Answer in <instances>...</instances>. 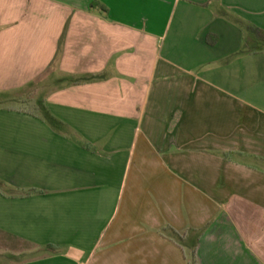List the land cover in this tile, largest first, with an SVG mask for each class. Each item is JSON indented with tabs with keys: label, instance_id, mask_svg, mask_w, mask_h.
Returning <instances> with one entry per match:
<instances>
[{
	"label": "crops",
	"instance_id": "1",
	"mask_svg": "<svg viewBox=\"0 0 264 264\" xmlns=\"http://www.w3.org/2000/svg\"><path fill=\"white\" fill-rule=\"evenodd\" d=\"M262 35L264 0H0L45 147L2 160L0 264H264Z\"/></svg>",
	"mask_w": 264,
	"mask_h": 264
},
{
	"label": "rangeland",
	"instance_id": "2",
	"mask_svg": "<svg viewBox=\"0 0 264 264\" xmlns=\"http://www.w3.org/2000/svg\"><path fill=\"white\" fill-rule=\"evenodd\" d=\"M26 102L0 98V178L6 172L2 160H24L31 150L41 151L45 148L39 143L33 146L28 143L30 134L23 128L28 121L20 113H31L34 117L37 114L31 110L30 102Z\"/></svg>",
	"mask_w": 264,
	"mask_h": 264
},
{
	"label": "trees",
	"instance_id": "3",
	"mask_svg": "<svg viewBox=\"0 0 264 264\" xmlns=\"http://www.w3.org/2000/svg\"><path fill=\"white\" fill-rule=\"evenodd\" d=\"M93 7H96V4H94ZM98 7H100L101 10L104 11V12L107 11V10H106V7L103 6V5H100V6H98ZM262 37L264 38V35H262ZM190 264H198V260H197V257H196L195 252H193L192 255H191Z\"/></svg>",
	"mask_w": 264,
	"mask_h": 264
}]
</instances>
